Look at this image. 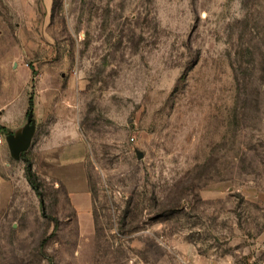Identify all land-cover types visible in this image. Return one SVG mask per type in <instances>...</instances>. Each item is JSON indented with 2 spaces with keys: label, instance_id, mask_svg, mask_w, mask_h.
<instances>
[{
  "label": "rangeland",
  "instance_id": "rangeland-1",
  "mask_svg": "<svg viewBox=\"0 0 264 264\" xmlns=\"http://www.w3.org/2000/svg\"><path fill=\"white\" fill-rule=\"evenodd\" d=\"M0 15L2 58L24 41L26 64L54 67L94 203L85 236L35 147L39 190L7 153L0 264H264V0H0Z\"/></svg>",
  "mask_w": 264,
  "mask_h": 264
},
{
  "label": "crops",
  "instance_id": "crops-1",
  "mask_svg": "<svg viewBox=\"0 0 264 264\" xmlns=\"http://www.w3.org/2000/svg\"><path fill=\"white\" fill-rule=\"evenodd\" d=\"M0 35L12 34L0 30ZM13 43L14 50L3 58L0 56V133L6 140L0 145V163L6 160L7 153L11 155L7 137L21 134L32 114L35 132L25 153L35 147L40 158L34 161L43 162L47 177L64 187L80 231L90 235L94 230V203L86 170V146L73 121H63L61 105L65 96L58 97V81L51 69L54 67L33 60L26 64V60H31L26 43L17 40ZM67 85L75 89L79 83L71 77ZM44 127L48 130L42 134Z\"/></svg>",
  "mask_w": 264,
  "mask_h": 264
},
{
  "label": "water",
  "instance_id": "water-1",
  "mask_svg": "<svg viewBox=\"0 0 264 264\" xmlns=\"http://www.w3.org/2000/svg\"><path fill=\"white\" fill-rule=\"evenodd\" d=\"M32 122V114H30L28 124L24 128L23 132L17 136L10 135L7 137L11 155L15 160H20L22 158V154H24L30 147L35 132V126Z\"/></svg>",
  "mask_w": 264,
  "mask_h": 264
},
{
  "label": "trees",
  "instance_id": "trees-1",
  "mask_svg": "<svg viewBox=\"0 0 264 264\" xmlns=\"http://www.w3.org/2000/svg\"><path fill=\"white\" fill-rule=\"evenodd\" d=\"M33 110V101L31 99L30 101V111ZM22 160L25 162V171H26V176L30 184L33 186L34 189L39 190V185L37 183L38 178L36 173L33 171V163L29 159H27L26 153L22 154ZM90 189H91V184H90ZM92 192V189H91ZM93 195V193H92ZM97 232V231H96Z\"/></svg>",
  "mask_w": 264,
  "mask_h": 264
},
{
  "label": "built area",
  "instance_id": "built-area-1",
  "mask_svg": "<svg viewBox=\"0 0 264 264\" xmlns=\"http://www.w3.org/2000/svg\"><path fill=\"white\" fill-rule=\"evenodd\" d=\"M5 141L6 140H5L4 134L3 133H0V145H3Z\"/></svg>",
  "mask_w": 264,
  "mask_h": 264
}]
</instances>
